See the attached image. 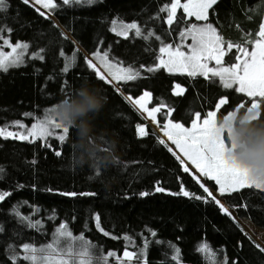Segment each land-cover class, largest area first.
I'll return each instance as SVG.
<instances>
[{
    "label": "trees",
    "instance_id": "1",
    "mask_svg": "<svg viewBox=\"0 0 264 264\" xmlns=\"http://www.w3.org/2000/svg\"><path fill=\"white\" fill-rule=\"evenodd\" d=\"M6 2L8 8L0 13V26L10 31L2 35L28 42L29 50L23 64L0 71V128L44 117L61 100L74 95L82 83H88L107 98L95 123L99 130L117 134L122 163L118 168L103 170L92 164L78 165L74 128H69L64 142L55 137L33 141L0 136V193L7 194L0 201V264H30L23 259L12 260L9 245L22 257L23 244L39 248L50 243L61 224L75 236L83 234L98 250L94 255L114 252L123 258L125 251L135 252L130 264H143L144 260L147 264H212L198 250L205 242L215 254V264H264V245L259 242L263 240L254 226L264 228V189H241L221 195L222 201L217 198L221 205L234 210L243 224L231 212L230 217L224 214L214 202L193 198L206 195L200 183L208 186L201 179L197 182L188 165L190 173L182 171L175 149L125 96L136 99L150 92L149 107L160 108V129L169 119L189 126L195 113L206 117L221 98L228 103L217 112L218 121L242 103L250 107L252 98L222 87L211 77L147 69L157 66L160 47L179 45L181 32L204 21L217 28L225 45H234L230 52L225 47L223 57V64L230 66L240 54L236 45L252 51L264 22V0H217L208 9L207 20H197L178 8L171 25L167 13L160 9L173 0H96L90 5H62L57 0L59 7L51 12L34 6L31 0L28 4L22 0ZM115 18L137 21L145 35H155L145 39L135 35V30L127 36L118 35L111 30ZM70 33L89 55L97 50L108 52L112 60L139 70L137 79L117 83L125 95L113 81L97 78L86 63L89 56ZM61 51L75 57L68 72L62 71L65 60ZM37 52L42 60L33 58ZM176 84L184 87L181 95L174 93ZM242 112L244 108L237 114ZM260 112V119H264V101ZM137 125L144 126L148 135H138ZM160 139L165 144H160ZM57 151L59 156L55 155ZM207 181L218 189L214 181ZM181 186L192 195H173ZM157 187L165 191L158 192ZM142 192L150 194L141 196ZM22 217H30L33 223L39 221V227H30ZM146 240V253L141 259ZM170 244L179 249V260L172 259L176 253ZM108 264L118 261L109 257Z\"/></svg>",
    "mask_w": 264,
    "mask_h": 264
},
{
    "label": "snow or ice",
    "instance_id": "2",
    "mask_svg": "<svg viewBox=\"0 0 264 264\" xmlns=\"http://www.w3.org/2000/svg\"><path fill=\"white\" fill-rule=\"evenodd\" d=\"M23 3L28 4L29 0H22ZM96 0H61L62 5L76 4H92ZM217 0H188L187 3L181 4L180 0H173L170 5H166L160 9L161 12L167 13V23L171 25L176 17V11L178 8H182L188 16H195L197 20H207L208 9L211 8ZM35 5H42L43 8L48 9L49 12L59 7L55 3V0H34ZM8 4L6 0H0V13L7 11ZM40 12V9H36ZM44 15V13H40ZM129 29H135V35L142 36L147 39L153 37L154 33H147L145 35L138 25L135 23L123 25L122 30L118 33L121 36H127ZM116 31L114 27L112 29ZM10 31L3 26H0V39H3L2 33ZM191 37L192 44L188 47L190 51L185 52L181 50L183 45H178L173 48L172 45H166L159 48L161 54H166V59L161 56L159 63L156 67H149L148 72H155L160 68L166 69L169 73L180 72L187 73L188 76L195 77L197 75L205 78L211 77L217 80L222 87L226 89H233L240 94H243L247 98H252L250 107L245 108L244 104H240L234 111L229 112L223 117L222 121H217V112L222 105L228 103L226 98H221L215 105V110L206 113V118L201 120L200 114L195 113L194 119L191 121L190 127H184L183 124L174 123L168 121L161 128V131L167 137L168 141H171L173 145L191 162L192 165L209 180L214 181L218 186V193L220 195L237 193L241 189H264V181H259L250 175L247 168L242 167L236 163L230 156V148L236 147L232 141V128L228 125L230 120L239 112V109L244 108V112L249 115V118L259 120L261 118L260 103L264 101V26L260 28L258 38L254 41V48L251 52L247 47L236 45L238 55L234 57L235 63L230 66L223 65V57L226 55L225 42L222 37L217 34L216 29L211 24L204 26L191 25L186 31L180 33L181 40L183 41L187 37ZM159 39V37H156ZM11 47L10 52H4L0 47V71L7 72L11 67H18L24 63V56L27 44L17 43L11 45L10 42L5 41ZM234 45L228 43L226 45L227 51H231ZM43 51V50H41ZM60 55L65 60V67L62 69L64 72L69 71V67L74 63L75 57H69L64 55L61 51ZM93 55L103 64L107 69L108 75L112 79L117 81H131L139 77V70H135L131 67L121 68L117 67L108 59V52L100 53L96 51ZM34 59H43L40 52L33 54ZM214 61L216 67H209V62ZM88 67L94 70L96 76L100 80H105L108 83H112V80L108 79V76L103 73L91 59L86 58ZM178 91L176 95H181L184 89L177 85ZM150 97V93L145 92L140 98L134 100V104L138 106L139 110L146 112L153 121H155V114L160 111L159 107L149 110L146 106V100ZM128 99H131L130 97ZM171 111V110H169ZM53 111L48 112L43 119L38 120L27 131V135L23 133H15L7 131L5 128H0V136L5 138L13 137L20 140H29V137L35 139H47L48 137H55L60 142H64L69 134V127L59 121ZM254 113V115H253ZM19 127L24 126L20 122H16ZM57 130H60L61 134H57ZM137 132L140 136L148 135L146 128L142 125H137ZM160 144H165L163 139L159 140ZM170 152L171 148L168 149ZM59 151L55 152V155L59 156ZM175 155V153H173ZM176 159L182 166L184 173H190V168L179 155H176ZM34 163V161H33ZM3 169L0 168V173ZM200 177L197 176L196 180L199 181ZM199 187L205 193V197L193 196L195 199H205V202H214L222 209L224 214L229 217L231 213L227 208H224L217 199V196L209 190L204 184L200 183ZM158 192L165 191L162 187L155 189ZM150 193L142 192L141 196H147ZM5 195L0 193V201L4 200ZM64 195L75 196L76 193H64ZM88 195H94L90 193ZM173 195H182L189 197L190 194L181 186V190ZM97 227H99V216L95 217ZM22 222L27 221L28 225L33 228H38L40 222H31L30 217H22ZM3 229L0 228V232ZM100 231H103L101 228ZM107 235V233H105ZM154 236L155 233L153 232ZM148 241L144 243V248L141 251V259H143ZM176 253L172 259L179 260V249L170 244ZM259 247V246H257ZM23 256L21 257L14 246L9 245V249L12 251V260L17 261L23 259L30 262V264H108V258L114 257L118 264H130L135 252L125 251L123 258L116 257L114 252H109L106 256L103 254L94 255V252L98 251L95 246L85 239L83 234L79 236L73 235L68 230L66 224H61L53 233L52 241L44 246L35 247L31 244H23ZM198 250L206 254V259H211L212 264H215V254L211 252L209 245L205 242L198 246ZM264 252V249H261ZM143 264H147L144 260ZM226 264V262H225Z\"/></svg>",
    "mask_w": 264,
    "mask_h": 264
},
{
    "label": "clouds",
    "instance_id": "3",
    "mask_svg": "<svg viewBox=\"0 0 264 264\" xmlns=\"http://www.w3.org/2000/svg\"><path fill=\"white\" fill-rule=\"evenodd\" d=\"M106 103L99 89L82 83L74 95L61 100L54 109L53 115L76 131L75 162L81 167L92 164L103 170L118 168L122 163L117 134L99 130L95 123ZM228 125L236 145L230 148L229 156L247 168L253 178L264 181V119H251L242 112Z\"/></svg>",
    "mask_w": 264,
    "mask_h": 264
},
{
    "label": "rangeland",
    "instance_id": "4",
    "mask_svg": "<svg viewBox=\"0 0 264 264\" xmlns=\"http://www.w3.org/2000/svg\"><path fill=\"white\" fill-rule=\"evenodd\" d=\"M32 1H34V0H32ZM55 3H57V0H55ZM38 6H40L42 9H44L46 12H48V9H45V8H43V6L42 5H38ZM208 13V12H207ZM53 18H54V16H53ZM132 23H135L136 25H138L139 26V28H140V25H139V23L137 22V21H126V20H122V19H119V18H115L114 20H113V22H112V25H111V30L115 27L116 28V31H113L114 33H116V34H118L121 30H122V26L123 25H128V24H132ZM206 24H211L212 25V27L213 28H215L216 29V32H217V34L218 35H220L219 34V32H218V30H217V28L212 24V23H210V22H206V21H204V22H202V23H200V24H196V25H198V26H204V25H206ZM264 26V25H263ZM131 30H135V29H129L128 31H127V35L130 33V31ZM187 29H185L184 31H186ZM119 35V34H118ZM5 41H8V42H10V44L11 45H16L17 43H21V44H27L28 45V42H26V41H23V40H19V41H13L12 40V38H11V36L10 35H3V39H0V47H2V49H3V51L4 52H10L11 51V47H9L8 46V44H5ZM192 44V41L191 42H189V41H186L185 39L179 44V45H183L182 47H181V50L182 51H185V52H188V51H190V48L188 47L189 45H191ZM167 45H171V44H167ZM163 46H166V45H163ZM173 46V45H172ZM176 46H178V45H174L173 46V48H175ZM225 47H226V45H225ZM254 48V47H253ZM28 50H29V48H27L26 49V53H25V56H24V60H25V57H26V54L28 53ZM253 50V49H252ZM97 51H99L100 53H104V51H101V50H97ZM88 56H89V58L92 60V62L94 63V64H96L97 65V67L98 68H100V70L103 72V73H105V75L106 76H108V78L110 79V80H112L114 83H115V85L117 86V88L118 89H120L121 90V88H120V86L117 84L119 81H117V80H114V79H112V77L110 76V75H108V72H107V69L106 68H104V66H103V64L93 55V53L91 54V55H89L88 54ZM161 56H163V58H167L166 57V54H161ZM160 56V57H161ZM108 59H109V61L110 62H112L113 64H116L117 65V67H121V68H129V67H131V68H133L132 66H129V65H124V64H121V63H119V62H116V61H114V60H112L109 56H108ZM159 63V62H158ZM158 65V64H157ZM224 65V64H223ZM224 66H228V65H224ZM209 67H216V65H215V62L214 61H210L209 62ZM134 69V68H133ZM177 85H179L180 86V88H182V89H184V87L182 86V85H180V84H176L175 85V88H174V93H176L177 91H178V89H177ZM122 91V90H121ZM145 92H148V91H145ZM144 92V93H145ZM143 93V94H144ZM148 93H150V92H148ZM126 94V93H125ZM142 94V95H143ZM142 95H140L139 97H137L136 99H138V98H140ZM126 96H128V97H130L131 98V100H135L134 98H132L131 96H129V95H126ZM150 99H151V93H150V97L149 98H147V100H146V106H147V108L149 109V110H151L152 108L151 107H149V102H150ZM135 107L138 109V111L145 117V119L152 125V127L160 134V135H162V137H164V139L175 149V151L177 150L178 152H179V150L175 147V145H173L172 143H171V141H168L167 140V137L164 135V133L161 131V129H160V127H159V125L157 124V114H158V112L155 114V117H156V119H155V121H153V119L150 117V116H148V114L146 113V112H142V110H139V108H138V106L137 105H135ZM56 108V106H54V107H52L51 108V111H53L54 109ZM153 108H155V107H153ZM215 110V109H214ZM211 111H213V110H211ZM44 117H35V119L34 120H32V119H29V120H27V119H23V120H19V121H16V122H20V124H22L24 127L23 128H21V127H19V125H17L16 124V122L15 123H13L12 124V126H8V127H4L7 131H11V132H15V133H23V134H25V135H27V131H28V129H30L31 127H32V125L34 124V123H36L38 120H41V119H43ZM204 118H206V117H201V120H203ZM216 119H217V117H216ZM170 120V119H169ZM169 120H167V122L169 121ZM170 121H172V120H170ZM217 121H218V119H217ZM166 122V123H167ZM172 122H174V123H179V122H175V121H172ZM180 124H182V123H180ZM184 125V124H183ZM191 126V124L189 125V126H187V125H184V127H190ZM33 138L32 137H29V140H32ZM176 151V152H177ZM178 155L180 156H183V154L182 153H178ZM180 156V157H181ZM182 159H186L187 160V158L186 157H181ZM185 160V163L194 171V173L197 175V176H199L200 177V179L209 187V189L217 196V198H219L220 200H221V195L218 193V189L216 190V189H214V188H212L211 186H210V184L208 183V181H207V177H203V175L201 174V173H199V171L195 168V166L194 165H192L191 166V162L190 163H188L187 161ZM189 161V160H188ZM222 201V200H221ZM224 206V205H223ZM224 208H227L228 210H229V212H234V213H236L234 210H231L230 208H228V207H226V206H224ZM254 225V224H253ZM255 226V231H256V233H257V235L263 240V242H264V228H260V227H258V226H256V225H254ZM247 229V228H246ZM248 230V229H247ZM249 231V230H248ZM250 232V231H249ZM251 233V232H250ZM252 234V233H251ZM253 235V234H252ZM253 237H255L254 235H253ZM256 238V237H255ZM257 239V238H256ZM257 241H259L258 239H257ZM261 244H263L264 245V243L263 242H261V241H259Z\"/></svg>",
    "mask_w": 264,
    "mask_h": 264
},
{
    "label": "water",
    "instance_id": "5",
    "mask_svg": "<svg viewBox=\"0 0 264 264\" xmlns=\"http://www.w3.org/2000/svg\"><path fill=\"white\" fill-rule=\"evenodd\" d=\"M53 16H55V15H51V17L53 18ZM56 17V16H55ZM57 18V17H56ZM58 24H59V26H61L65 31H66V29L63 27V25L59 22V20L57 19H55V18H53ZM71 34V33H70ZM70 37L72 38V40L79 46V48L80 49H82L83 50V52L85 53V54H87L88 55V52L84 49V47L83 46H81L78 42H77V40L72 36V34L70 35ZM123 92V91H122ZM123 94H124V92H123ZM125 95V94H124ZM240 222H241V220H240V217L237 215V213H234V212H231ZM242 223V222H241ZM243 224V223H242ZM244 226V225H243ZM245 227V226H244ZM246 228V227H245Z\"/></svg>",
    "mask_w": 264,
    "mask_h": 264
},
{
    "label": "crops",
    "instance_id": "6",
    "mask_svg": "<svg viewBox=\"0 0 264 264\" xmlns=\"http://www.w3.org/2000/svg\"><path fill=\"white\" fill-rule=\"evenodd\" d=\"M188 2V0H180V3L181 4H184V3H187ZM195 17V16H194ZM263 25H264V22H263ZM262 25V26H263ZM191 27V26H190ZM189 28V27H188ZM187 28V29H188ZM186 41H189V42H191L192 41V39H191V37L189 36V37H187L186 39H185ZM181 42H182V40H181ZM127 98H129L128 96H126ZM131 102H132V104L135 106V104H134V101L133 100H131V99H129ZM177 151V150H176ZM177 153H179L178 151H177ZM181 156V155H180ZM181 157H183V156H181ZM186 160V159H185ZM188 163H190V161H188V160H186ZM191 164V163H190ZM191 166H192V164H191Z\"/></svg>",
    "mask_w": 264,
    "mask_h": 264
}]
</instances>
